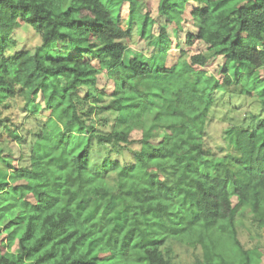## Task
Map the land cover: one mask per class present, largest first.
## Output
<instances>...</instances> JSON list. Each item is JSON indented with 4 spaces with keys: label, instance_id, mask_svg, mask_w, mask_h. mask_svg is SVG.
Returning a JSON list of instances; mask_svg holds the SVG:
<instances>
[{
    "label": "trees",
    "instance_id": "obj_1",
    "mask_svg": "<svg viewBox=\"0 0 264 264\" xmlns=\"http://www.w3.org/2000/svg\"><path fill=\"white\" fill-rule=\"evenodd\" d=\"M190 1L198 29L187 44L205 43L222 58L220 77L253 95L264 86L254 73L264 77V0H158L157 14L178 26ZM140 9L139 0H0V104L21 99L27 112L37 96L45 115L27 163L12 164L0 147V192L18 200L0 210V222L17 213L19 246L0 250V264H101L110 256L118 264H248L234 221L248 213L264 226V118L228 129L221 172H203L202 161L218 156L206 140L207 116L225 89L203 68L205 54L176 58L162 24L152 40L158 18ZM19 21L39 34L38 48L54 49L5 55ZM133 26L156 51L124 62ZM101 75L112 82L109 92ZM78 136L83 146L71 147ZM114 149L121 159L110 157ZM173 245L198 252L178 260Z\"/></svg>",
    "mask_w": 264,
    "mask_h": 264
},
{
    "label": "rangeland",
    "instance_id": "obj_2",
    "mask_svg": "<svg viewBox=\"0 0 264 264\" xmlns=\"http://www.w3.org/2000/svg\"><path fill=\"white\" fill-rule=\"evenodd\" d=\"M141 12L148 11L149 14L158 18L157 22L152 27V34L150 38L157 40L159 32V24H162L168 33V36L172 40L173 50H175L176 58L180 61L189 60L192 54L203 53L207 57V63L204 65L208 74H213L223 85V95L220 92L214 94L215 104L209 110L207 116L206 125V140L211 143V146L219 153L216 158H205L201 163V169L203 172L218 174L221 172L222 166L226 162L223 160L224 156H228L230 152L226 149V141L224 140L225 132L234 126L248 127L249 125L255 126L264 118V86L258 87L254 90V94L249 96L246 94H240L241 85L238 83H227L226 78L220 77L217 70L218 66L222 63L220 56H212L209 47L198 39H193L191 44L188 45L186 42L187 34H195L198 29V21L191 15V12L196 8L197 3L190 1L184 4L183 12L178 15V26H172L166 23L163 17H159L157 14L158 0H139ZM128 4L124 3L121 6L120 15L122 17L128 16ZM14 41L10 44V47L5 52V55H12L18 50L28 49L30 51L38 50L41 55L49 53L50 50L54 49L52 44H48L45 47H40L41 40L39 34L31 29V27L22 24L19 21L16 24L14 30ZM149 38V39H150ZM147 39L139 38L136 33V27H132V37L127 43L129 44L128 49L124 57V62H127L132 58L137 51H141L146 57H150L151 48L147 46ZM153 49L152 52H155ZM171 58L168 63H171ZM261 79L259 84L264 83L263 74L260 70H255ZM105 85V90L108 92L112 89V82L106 80L103 75L99 78V84ZM253 84V83H251ZM83 95V92H81ZM34 103H36L34 105ZM22 100L15 99V101H7L6 103L0 104V147L2 148V156L4 159L9 160L12 164L27 163V158L30 150V140L33 132L45 121V115L39 113L38 110L43 109L44 104L41 100L35 96L30 101L27 112L23 111ZM113 124V123H112ZM97 128L98 124L96 125ZM13 130L17 137H13L9 131ZM132 137H139V132L134 131ZM85 136H78L68 140V144L71 147L81 148L85 142ZM103 156V153L107 151V148H96ZM110 157L121 159V154L117 150H113L110 153ZM129 154H125V156ZM220 156V157H219ZM219 157V158H218ZM214 162H218L214 164ZM1 169L4 167L3 163L0 162ZM232 190V188H231ZM89 195H82L80 199H88ZM235 203V199H231ZM18 207L17 197L12 192L2 191L0 192V210H13ZM14 218L10 217L0 222V250L8 252L19 251L17 244V237L12 234L11 223L15 221ZM104 213L96 216L93 225L99 228L100 224L103 223ZM234 225L237 232V237L243 248L248 253V264H264V226L257 227L250 214L238 212L235 216ZM9 240H12L9 243ZM173 254H176L178 260L191 261V255L196 249L185 245H173L171 246ZM233 257H237V251H231L229 253ZM118 257H106L103 259L101 264H118Z\"/></svg>",
    "mask_w": 264,
    "mask_h": 264
}]
</instances>
